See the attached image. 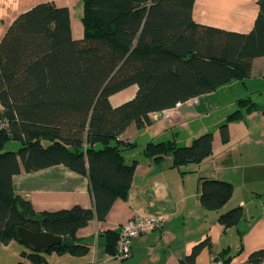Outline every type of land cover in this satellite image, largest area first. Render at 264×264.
Here are the masks:
<instances>
[{
	"label": "trees",
	"instance_id": "16d2710c",
	"mask_svg": "<svg viewBox=\"0 0 264 264\" xmlns=\"http://www.w3.org/2000/svg\"><path fill=\"white\" fill-rule=\"evenodd\" d=\"M195 0H82L83 38L74 40L67 8L41 3L19 15L0 42V242L17 240V229L46 232L64 238L45 254L82 256L87 246L74 241L78 229L103 219L115 200L125 199L136 162L126 164L118 142L128 127L151 124L150 114L179 102L210 94L232 81L250 77L254 59L264 56V0L247 34L202 26L192 20ZM132 85L135 97L118 107L109 98ZM238 109L220 127L229 141V123L264 104L237 101ZM19 149L3 151L6 143ZM212 133L188 146L174 141L148 143L144 155L160 161L169 155L173 167L199 163L212 154ZM127 146V145H126ZM55 165L86 175L93 209L35 213L29 201L15 194L12 178ZM232 186L204 180L200 203L220 209ZM243 216L240 207L219 216L225 228ZM118 234H107L114 252ZM68 239V240H67ZM206 239L193 247L181 264H195ZM29 264H47L43 253L31 249ZM226 256V257H224ZM217 258L228 263V250ZM249 264H264V250L249 255Z\"/></svg>",
	"mask_w": 264,
	"mask_h": 264
},
{
	"label": "crops",
	"instance_id": "0c3cea01",
	"mask_svg": "<svg viewBox=\"0 0 264 264\" xmlns=\"http://www.w3.org/2000/svg\"><path fill=\"white\" fill-rule=\"evenodd\" d=\"M81 2L0 0V42L19 15L41 3L67 8L71 36L74 40H81ZM258 2L195 0L192 20L198 25L247 34L254 26ZM255 72L264 78V56L253 60L251 75ZM236 81L213 93L195 97L197 102L192 106L184 104L176 108L169 120L164 111L152 113L149 126L138 129L131 125L118 137V142L124 145L122 153L126 164L136 162L134 177L125 199L115 200L103 219L95 218L75 233L74 241L88 248L85 255L35 251L43 253L47 264H181L194 246L209 239L212 252L202 249L195 264H249L251 253L264 250V113L255 110L245 113L241 120L230 122L226 143L220 139L219 127L231 114L229 108L224 109L215 123L203 120L196 124V120L189 126L196 118L207 119L213 112V108L209 109L212 96ZM137 89L132 85L110 96L111 106L118 107L132 100ZM184 130L186 132L182 135ZM205 133L213 135L212 154L199 163L173 167L172 156L155 161L143 153L148 143L174 141L184 147ZM204 180L223 181L232 186L230 198L216 211H208L200 203ZM12 187L15 194L30 202L37 214L69 210L74 206L94 208L88 177L63 165L15 175ZM237 207L242 209V219L225 229L218 222L219 216ZM134 218H158L162 220L161 227L133 238L131 255L123 260L115 259V247L112 254L107 250V234H118L119 228ZM31 249L18 237L8 244L0 242V264H29L26 255L32 252ZM226 249L230 257L228 263L217 258Z\"/></svg>",
	"mask_w": 264,
	"mask_h": 264
},
{
	"label": "rangeland",
	"instance_id": "374dc122",
	"mask_svg": "<svg viewBox=\"0 0 264 264\" xmlns=\"http://www.w3.org/2000/svg\"><path fill=\"white\" fill-rule=\"evenodd\" d=\"M264 80L263 76H260V73L255 72L249 78L233 83L230 87L218 91L215 95L212 96L213 101L209 103V109L213 108V112L207 119L196 118L190 122V125H193L194 121L196 124L200 123L203 120H206L210 123H215L216 120L220 119V114L224 109L230 110V113L238 109L237 100L239 99H250L252 102L264 103ZM234 82V81H233ZM216 105V108L214 107ZM233 109V110H232ZM200 120V121H199ZM185 130L182 132V135L185 134ZM20 147L19 142L10 141L6 143L3 151H14L16 152Z\"/></svg>",
	"mask_w": 264,
	"mask_h": 264
},
{
	"label": "built area",
	"instance_id": "2783aa9c",
	"mask_svg": "<svg viewBox=\"0 0 264 264\" xmlns=\"http://www.w3.org/2000/svg\"><path fill=\"white\" fill-rule=\"evenodd\" d=\"M196 102V98L188 99L185 102H179L172 109L164 110V116L169 120L172 116L173 110L181 107L184 104L192 106L196 104ZM5 126V121L0 118V131ZM161 222L162 220L158 218H134L123 224L118 231L115 253L113 254V257L118 260L128 258L131 255L132 239L159 229L161 227Z\"/></svg>",
	"mask_w": 264,
	"mask_h": 264
},
{
	"label": "water",
	"instance_id": "95a60500",
	"mask_svg": "<svg viewBox=\"0 0 264 264\" xmlns=\"http://www.w3.org/2000/svg\"><path fill=\"white\" fill-rule=\"evenodd\" d=\"M17 237L24 244L30 245L34 250L47 251L51 247L62 243V237L54 236L49 233H33L25 228L17 229Z\"/></svg>",
	"mask_w": 264,
	"mask_h": 264
}]
</instances>
